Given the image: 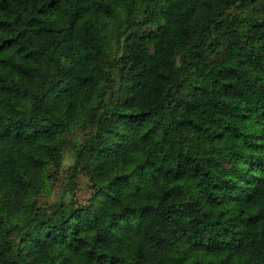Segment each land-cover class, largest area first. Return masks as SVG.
I'll list each match as a JSON object with an SVG mask.
<instances>
[{"label":"trees","instance_id":"1","mask_svg":"<svg viewBox=\"0 0 264 264\" xmlns=\"http://www.w3.org/2000/svg\"><path fill=\"white\" fill-rule=\"evenodd\" d=\"M259 1L0 0V264H264Z\"/></svg>","mask_w":264,"mask_h":264},{"label":"rangeland","instance_id":"2","mask_svg":"<svg viewBox=\"0 0 264 264\" xmlns=\"http://www.w3.org/2000/svg\"><path fill=\"white\" fill-rule=\"evenodd\" d=\"M259 13H264V0H260L254 6ZM81 130L76 128L75 134L80 135ZM74 153L70 145L66 144L61 150L59 165L54 171L51 165V175L45 186L36 196L38 204L50 207L58 198L69 206L85 204L91 194L90 180L85 173L76 172L71 181L67 178L69 168L73 164Z\"/></svg>","mask_w":264,"mask_h":264}]
</instances>
